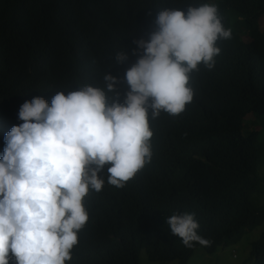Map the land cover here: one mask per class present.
<instances>
[{
	"label": "trees",
	"instance_id": "1",
	"mask_svg": "<svg viewBox=\"0 0 264 264\" xmlns=\"http://www.w3.org/2000/svg\"><path fill=\"white\" fill-rule=\"evenodd\" d=\"M210 1L226 29L225 10L238 14L249 41L234 32L217 41L213 68L200 64L189 74L193 100L179 116L149 113L151 159L123 187L108 183L105 166L102 190L83 199L88 221L65 264H141L142 249L158 264H188L196 248L214 253L264 222V206L253 199L264 195V142L254 130L242 132L246 114L264 115V0H0V157L4 135L23 123L25 100L50 104L57 92L102 87L108 71L119 78L122 103L125 71L137 56L121 64L116 53L147 39L161 9L186 12ZM184 213L194 214L209 246L185 247L171 233L167 218ZM249 260L264 264V230Z\"/></svg>",
	"mask_w": 264,
	"mask_h": 264
},
{
	"label": "clouds",
	"instance_id": "2",
	"mask_svg": "<svg viewBox=\"0 0 264 264\" xmlns=\"http://www.w3.org/2000/svg\"><path fill=\"white\" fill-rule=\"evenodd\" d=\"M148 38L133 40L128 89L123 102L119 78L104 73L103 86L83 84L57 92L50 104L41 96L25 100L14 125L4 135L0 157V264H65L88 221L83 199L107 181L123 187L151 159L153 119L163 111L179 116L193 100L190 73L203 64L211 69L220 54L218 40L231 38L213 4L186 12L161 9ZM171 233L185 247L209 246L197 233L194 214L167 218ZM11 254V255H10Z\"/></svg>",
	"mask_w": 264,
	"mask_h": 264
},
{
	"label": "rangeland",
	"instance_id": "3",
	"mask_svg": "<svg viewBox=\"0 0 264 264\" xmlns=\"http://www.w3.org/2000/svg\"><path fill=\"white\" fill-rule=\"evenodd\" d=\"M217 6L213 1L208 2ZM225 17L228 20V29L231 33L234 32L240 36L243 42L249 41L247 30L240 24V17L237 13L231 10H225ZM259 26L261 30H264V13L259 20ZM254 130L257 132V137L260 142H264V115L261 117L256 116L253 113L246 114L243 119V134L248 131ZM258 174L264 178V156L261 157L258 167ZM255 203L259 206H264V195L253 194ZM264 230V222L255 226L252 229H244L240 238L236 243H231L226 246H221L214 253H206L202 248H196L192 253L188 264H252L249 260L251 243L259 238L260 234ZM140 263L141 264H158L153 261H149L145 251L140 250ZM174 264V263H167Z\"/></svg>",
	"mask_w": 264,
	"mask_h": 264
}]
</instances>
